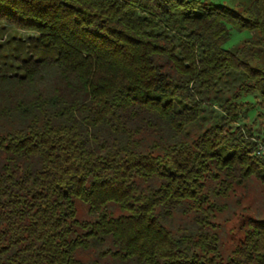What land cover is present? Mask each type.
<instances>
[{
  "label": "trees",
  "instance_id": "obj_1",
  "mask_svg": "<svg viewBox=\"0 0 264 264\" xmlns=\"http://www.w3.org/2000/svg\"><path fill=\"white\" fill-rule=\"evenodd\" d=\"M237 8L0 0L28 34L0 54V264H264V219L225 260L213 222L264 186V0Z\"/></svg>",
  "mask_w": 264,
  "mask_h": 264
},
{
  "label": "rangeland",
  "instance_id": "obj_2",
  "mask_svg": "<svg viewBox=\"0 0 264 264\" xmlns=\"http://www.w3.org/2000/svg\"><path fill=\"white\" fill-rule=\"evenodd\" d=\"M201 2H211L217 5H227L232 8H237L238 4H246L247 0H197ZM15 32H8L6 36L0 39V54L3 52L10 53L11 46L16 42L11 43V36ZM15 40L20 38L27 40V33H16ZM249 37V33L238 32L231 30L230 37L226 43V47L230 50L234 49L240 42ZM9 41V42H8ZM21 45V44H19ZM226 92V90H224ZM248 102L254 104V109L250 110L248 116L240 122V126H251L253 132L262 130V121L257 118V113L260 112V107L254 96L244 97ZM215 112H219V108L214 106ZM217 117L216 114L211 115V121ZM218 202L226 204V209L216 213L213 222L218 226L219 234V252L223 260L230 255L239 240L243 237V232L246 228V222L250 218L264 219V186L255 178H250L244 190L237 189L231 193L226 199H219ZM75 208L77 218L79 220H92V217L87 213V206L75 199ZM111 211L114 216H118L121 212L112 207Z\"/></svg>",
  "mask_w": 264,
  "mask_h": 264
},
{
  "label": "built area",
  "instance_id": "obj_3",
  "mask_svg": "<svg viewBox=\"0 0 264 264\" xmlns=\"http://www.w3.org/2000/svg\"><path fill=\"white\" fill-rule=\"evenodd\" d=\"M263 153V147L261 145L258 146V149L256 151L257 155H261Z\"/></svg>",
  "mask_w": 264,
  "mask_h": 264
}]
</instances>
